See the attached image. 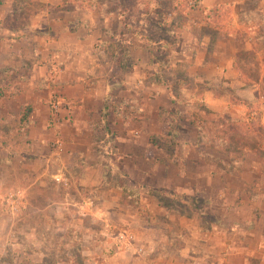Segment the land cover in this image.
<instances>
[{
	"label": "rangeland",
	"instance_id": "rangeland-1",
	"mask_svg": "<svg viewBox=\"0 0 264 264\" xmlns=\"http://www.w3.org/2000/svg\"><path fill=\"white\" fill-rule=\"evenodd\" d=\"M1 1L0 264H165L164 245L183 244L174 232L191 228L199 222L196 217L213 222L224 215L231 224L256 212L246 204V195L258 194V187L252 183L243 187L240 173L246 166L259 163L264 174V152L244 151L240 144L226 149L218 139L225 128L220 126L222 118L255 117L262 103L261 87L257 83L245 87L241 77L225 74L229 50H222V59L217 56L208 60L214 46L209 41L210 29L192 25L196 16L190 23L182 21L195 0H177L181 4L177 10L166 8L159 0H100L97 7L90 6L91 0H74L83 5L79 11L88 14L95 25L91 35L102 67L94 79L104 78L107 83V108L97 114L94 103L87 124L96 142L81 139L89 149L97 150L96 156L69 155L66 145L64 152L57 154L53 140L60 132L66 141L67 133L56 129L50 115L47 131L41 136L35 122L29 129V123L20 120L21 108L25 110L30 100L27 81L38 73L31 61L44 67L41 55L49 52L46 24L53 13L59 12L56 7L74 1ZM246 6L232 9L229 26L234 41H227V46L234 53L233 60L243 67L263 70L264 22H259L258 15H243L250 10L264 14V4L261 6V0H246ZM237 33L241 35L237 37ZM20 37L28 38L26 48L17 43ZM198 37H206V41L199 45ZM28 46L30 51L35 49L38 59H17V52L29 54ZM199 54L214 70L223 67L204 75L210 80L197 75L202 61L195 55ZM44 87L54 90L51 83ZM37 89L41 91L40 86ZM208 90L228 100L231 109L224 116L205 105ZM236 125L245 130L248 123L244 119L232 122L230 132L236 131ZM79 126L84 129L85 125ZM31 129L33 136L41 138L37 153L30 140ZM202 132L208 139L195 140ZM130 136L139 146L144 145L145 158L128 151L123 142H128ZM145 138L149 141L146 149ZM182 142L192 146L203 143L189 156L195 160L205 158L210 164L207 170L194 166L197 170L192 171V180L186 175L184 184L177 177L181 163L187 168V158L181 162L175 153ZM70 160L75 165L68 167ZM93 167L95 171L90 170ZM56 174L67 177L68 185L57 182ZM82 175L102 183L79 187ZM246 176L264 184V175L260 179ZM226 181L228 185H223ZM104 188L114 191L107 193ZM260 193L264 194V188Z\"/></svg>",
	"mask_w": 264,
	"mask_h": 264
},
{
	"label": "crops",
	"instance_id": "crops-1",
	"mask_svg": "<svg viewBox=\"0 0 264 264\" xmlns=\"http://www.w3.org/2000/svg\"><path fill=\"white\" fill-rule=\"evenodd\" d=\"M224 3L233 4V8L241 5L243 8L247 7L246 0H196L194 1V6L189 10L187 15V23H190L193 17L196 16L197 20L191 21L192 25H202L204 9ZM263 4L264 2L261 0V6ZM262 11L264 13V8H262ZM71 13L75 15L72 17L68 16ZM51 16H53V18L46 24L45 28V32L47 31L46 33H48L49 36L45 43L46 46L49 47V52L45 55L46 57L41 55L45 60L44 64H42L44 67L36 66L34 62L31 61L32 66H34L33 70H37L39 75H37V73L35 77L31 76L32 78L27 81V84L31 88L29 104L32 105V111L28 119L29 129L35 122L39 129V136H41V133L47 131L45 126L48 122L49 115L51 116L49 106L50 96L52 93H57L61 95L64 100L69 102L70 110H61L59 122L55 124L56 129H64L65 133H67L65 135L66 141L63 140L64 138L60 132L53 141L60 139L63 143V147L66 145V148L69 149V155L80 156V154H85L87 156H93L95 154L96 156L97 150H93L91 147L89 149L86 144L81 142L82 138L96 140L94 139V132L87 127L89 120L92 118L91 111L93 110L94 103H97V114L105 107L107 108V106H105L106 80L104 78H100V80L97 81L94 79L96 74V77H98V68L102 67L97 59L98 56L94 53V38L91 35V28L95 27V25L90 16L79 11V9L73 11L63 10L58 13H53ZM31 27L32 26H28V28ZM87 28H89V30ZM102 33L103 31H101V34ZM229 38L225 41H215L212 52L209 55L210 59L208 60L213 61L217 56L222 59L224 58L222 50H225V52L229 50L228 55L230 57L229 61L227 60V65L225 64L226 66L224 67L226 68V70L224 69L226 72L225 74L229 73L240 77V72L234 67L235 60H233L232 56L234 53L231 48L227 46V41L232 42L234 40L232 38L229 40ZM202 41H206V37L202 39L198 37L197 43H199V45ZM17 43L24 45L26 48V45H29V40L27 37H20L17 38ZM28 47L27 50L29 54L27 55L24 53L25 55H21V51L17 52V57H19L17 59L23 61L24 59H30L34 56L38 59L35 49L33 50L32 47L30 51V46ZM195 56V58H199V60L202 61L200 72H198L197 75L204 81L210 80L211 77L208 78L204 76L208 75L209 71L213 69L210 67V62H208V60L206 61L205 57H202L200 54L199 56ZM221 68L223 67L216 66L213 72L215 73ZM43 75L45 76L43 77ZM95 81L96 83H94ZM47 83L53 84V91H49L48 87H44L47 86ZM38 86H40L41 91L37 89ZM168 97V103L170 104L171 96ZM204 101L207 108L212 109V111H219L222 116H224V112H228L231 109L225 97L214 95L210 93V90L205 92ZM163 104L165 107L168 106L166 99H163ZM258 111L260 112L261 122L264 126V103L260 104ZM143 112L142 110V123H144L146 119ZM81 124L85 125L84 129L80 128L79 125ZM202 133L203 134H197L195 140H207V134L205 132ZM30 134L32 135L30 136V140L33 141V145L36 147L34 153H37L39 150L37 149L38 143H40L39 139L41 138L37 139L33 136L32 129ZM142 139L144 140V135H142ZM145 139L146 149L149 147V141L148 138ZM127 140L128 142L123 143L127 145V149L131 155L138 156L141 159L145 158L144 145L141 144V146H139L135 137L130 136ZM180 144V148L178 150L176 149L175 153L179 156L178 159L181 160V162H184L187 158V168L185 167L184 169L181 166L182 163L180 164L177 181L184 184V182L187 181L186 175L189 176L188 179L192 180L191 173L197 170V167L195 168L194 166L198 165L204 170H207L206 166H210V164L201 153L199 155L204 159L195 160L193 158L191 159V156H189L192 155L194 149H198L196 147H199L203 143H195V147L189 145L191 143L187 145L185 142H182ZM199 160L201 161L198 162ZM68 163V167L75 165L73 164V160L68 161ZM90 163H92V161L88 164ZM91 169L95 171L94 167L90 168V170ZM185 170L187 172H185ZM247 174H251L254 178L260 179V177L264 175L262 167L260 168L259 163L256 166H246L245 171L243 170V172L240 173V183L243 187L246 188L249 186V183H252L253 186L257 185L258 187V194L246 195V200L248 202L246 204L255 209L256 212H249V215L247 213V215L239 219L238 222L235 221L231 224L226 222L224 215L220 216L217 220L213 219V222H205L200 217H196L199 222H194L191 228L184 230V232H174V235L177 234L175 236L176 238H181V240L184 241L183 244L179 243L175 245L169 242L167 244L169 245L168 247L164 245L165 247L163 251H161L163 252L162 261H165V264H264V223H262V221L264 222V194L260 193L264 188V184L259 180L255 182L253 180H248ZM227 176H230V174H227L226 177ZM64 178L67 179V177ZM206 180H211L208 173L206 174ZM98 181L99 180H96V178H86L85 175H82L78 185L79 187L99 186L102 181ZM134 183L135 182L132 184ZM226 184L228 185L227 181L226 183L223 182V185ZM103 190H106L105 192L107 193H109V191H114V189L107 188ZM115 201L116 199L113 198V204H116ZM201 216H203V214Z\"/></svg>",
	"mask_w": 264,
	"mask_h": 264
},
{
	"label": "trees",
	"instance_id": "trees-1",
	"mask_svg": "<svg viewBox=\"0 0 264 264\" xmlns=\"http://www.w3.org/2000/svg\"><path fill=\"white\" fill-rule=\"evenodd\" d=\"M1 3L2 1L0 0V4ZM159 3H161L163 6H165L166 8L170 10L171 9L177 10L179 9V5H181V4H178L177 0H159ZM20 4L22 3L20 2ZM38 5L40 7H44L43 4L38 3ZM99 5H101L100 0H91L90 2V6L92 7H97ZM183 7L184 6H182V8ZM81 8H83V5L78 4L76 3V1H74V2H69L68 4H65V6H62V7L58 6L55 8V10L56 11H63V10L73 11V10H77ZM232 9H233V4H230V3L213 5V6H210L204 9L202 25L205 28L210 29V41L212 43L213 42L215 43V41H218V40L225 41L232 34V31L230 30V26H229V20L232 15ZM35 12L36 11H34V13ZM185 14L187 15V11L184 12V16L182 20L183 22L187 21V18H186L187 16ZM248 15H253L254 17L258 15L259 22H264V14L260 12L258 13L255 10H252V11L250 10V11H246L243 16H248ZM159 24L162 25L163 23H159ZM11 29L15 30L16 28L12 27ZM236 35L237 37H239L241 34L237 33ZM234 38H236V36ZM237 56L240 57V55H237ZM239 62L240 61L235 60L234 67L240 72L241 81L244 83L246 87H251L255 83L259 84L261 87L260 88V95L262 97L261 102L264 103V69L263 70H260L258 68L252 69L250 67H247L246 65H244L243 67L241 64H239ZM165 85L168 86L167 83H165ZM31 109H32L31 104L27 105L25 107V110L21 108V119L20 120L22 122L28 123ZM161 109L163 110V112H165L163 108ZM249 116L250 115L241 117L240 120L230 119L229 117L222 118L220 120V126L225 127V128L221 130L222 137L218 139V142L220 143L223 141V143L226 144L225 146L226 149H230L232 146L240 144V147H243L242 150L244 151L248 149V150H255V152H264L262 148V144L264 145V126L261 122L260 112L256 111L255 117L250 118ZM242 119H244V121L248 123L247 128L244 130L240 128L238 125H236L235 127L238 129L235 128L236 131L230 132L232 131V128H231L232 126H230V123L232 122L239 123L240 121H242ZM238 135H240L241 138H239ZM241 139L244 140L243 143ZM121 189H123V187ZM136 196L138 195L136 194Z\"/></svg>",
	"mask_w": 264,
	"mask_h": 264
},
{
	"label": "built area",
	"instance_id": "built-area-1",
	"mask_svg": "<svg viewBox=\"0 0 264 264\" xmlns=\"http://www.w3.org/2000/svg\"><path fill=\"white\" fill-rule=\"evenodd\" d=\"M49 106H50V112H51V121L53 124H56L59 122V114L61 110L63 109L70 110L69 102L64 100V98L57 93L51 94L50 100H49ZM52 146L54 147L57 154H61L64 151L63 143L61 142L60 139H56L52 143ZM54 179L57 182H63L64 185H68L67 179H65L61 174L55 175Z\"/></svg>",
	"mask_w": 264,
	"mask_h": 264
}]
</instances>
